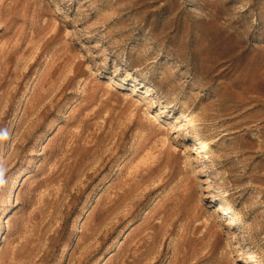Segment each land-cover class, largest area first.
<instances>
[{
	"label": "rangeland",
	"instance_id": "obj_1",
	"mask_svg": "<svg viewBox=\"0 0 264 264\" xmlns=\"http://www.w3.org/2000/svg\"><path fill=\"white\" fill-rule=\"evenodd\" d=\"M0 264H264V0H0Z\"/></svg>",
	"mask_w": 264,
	"mask_h": 264
}]
</instances>
